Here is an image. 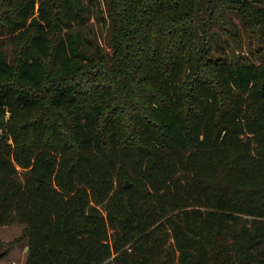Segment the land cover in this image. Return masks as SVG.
Listing matches in <instances>:
<instances>
[{"label":"trees","instance_id":"1","mask_svg":"<svg viewBox=\"0 0 264 264\" xmlns=\"http://www.w3.org/2000/svg\"><path fill=\"white\" fill-rule=\"evenodd\" d=\"M13 224L25 264H264V0H0Z\"/></svg>","mask_w":264,"mask_h":264},{"label":"rangeland","instance_id":"2","mask_svg":"<svg viewBox=\"0 0 264 264\" xmlns=\"http://www.w3.org/2000/svg\"><path fill=\"white\" fill-rule=\"evenodd\" d=\"M234 19L238 24V19L236 17H234ZM222 39L231 42L224 34L222 35ZM242 41V53L247 55L250 59L255 60L250 54V51L256 47L255 39H253V37L250 38L249 33L243 32L242 30ZM22 228L23 227L18 224L0 227V251L6 249V256L0 259V264H25L27 257V242L26 238H20Z\"/></svg>","mask_w":264,"mask_h":264}]
</instances>
